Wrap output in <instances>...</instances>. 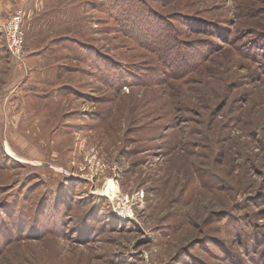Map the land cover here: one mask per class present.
Wrapping results in <instances>:
<instances>
[{
	"label": "rangeland",
	"instance_id": "obj_1",
	"mask_svg": "<svg viewBox=\"0 0 264 264\" xmlns=\"http://www.w3.org/2000/svg\"><path fill=\"white\" fill-rule=\"evenodd\" d=\"M0 264H264V0H0Z\"/></svg>",
	"mask_w": 264,
	"mask_h": 264
},
{
	"label": "bare ground",
	"instance_id": "obj_2",
	"mask_svg": "<svg viewBox=\"0 0 264 264\" xmlns=\"http://www.w3.org/2000/svg\"><path fill=\"white\" fill-rule=\"evenodd\" d=\"M8 152L11 154V155H14V153H12L11 152V150L10 149H8ZM15 157H17V156H15ZM20 159V158H19ZM18 159V160H19ZM112 191H111V193H112V195L109 197V199L110 200H113L114 201V199L117 197V193H118V190H117V187L116 186H112V189H111Z\"/></svg>",
	"mask_w": 264,
	"mask_h": 264
},
{
	"label": "built area",
	"instance_id": "obj_3",
	"mask_svg": "<svg viewBox=\"0 0 264 264\" xmlns=\"http://www.w3.org/2000/svg\"><path fill=\"white\" fill-rule=\"evenodd\" d=\"M18 33H19V27L17 25H15V28H14V39H17V36H18ZM14 44L15 46H17V43L14 41Z\"/></svg>",
	"mask_w": 264,
	"mask_h": 264
}]
</instances>
